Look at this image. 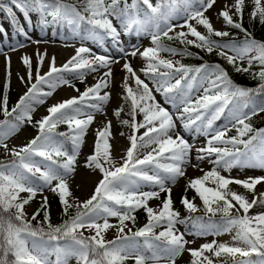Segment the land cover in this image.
Returning <instances> with one entry per match:
<instances>
[{
    "label": "snow or ice",
    "instance_id": "snow-or-ice-1",
    "mask_svg": "<svg viewBox=\"0 0 264 264\" xmlns=\"http://www.w3.org/2000/svg\"><path fill=\"white\" fill-rule=\"evenodd\" d=\"M216 3L217 0H156L155 3L152 0H0V10L9 16H16L15 8L31 23L30 13H36L41 30L49 26L67 27L73 37L82 41L90 40L104 48L110 40L117 53L141 57L145 61L143 74L154 82L155 91L177 110L170 112L157 102L149 84L125 60L122 67L128 75L124 78L123 98L129 104L130 119L120 123L132 129L128 136L130 146L117 162L110 143L111 121L97 130L94 151L85 164L99 170L102 178L88 199L74 204L66 177L75 171L80 147L95 119L94 113L102 112L103 105L110 99L111 93L101 94V90L109 87L111 65L119 60L111 55L92 54L90 48L81 44L61 67L56 66L55 57L51 58L49 70L43 75L37 67L35 82H32L31 59L23 56L28 79H20L29 85L27 91L9 108V79L0 97V114L3 115L0 148L10 157L0 160V264H69L71 259H75L76 264H125L129 259L134 264L149 261L159 264L161 260L176 264V258L185 251L192 257L191 264H213L206 252L215 257L231 256L233 264H264V211L249 215L255 206L264 207V191L257 192L258 186L264 185V175L234 179L218 170L264 171V128H254L250 122L253 116L264 113V41L253 38L243 26L245 0H235L231 6L234 13L227 5L218 13L226 25L243 32L244 39L240 42L213 39L230 36L228 31L215 29L206 15ZM252 3L251 17L258 16L264 23V4L261 0H252ZM197 26H203L206 31H199ZM177 28L181 31H176ZM17 31L25 37L28 35L22 25ZM122 36L150 37L151 46L141 51L139 45H133V50L128 52ZM164 38L177 40L184 47L168 46L163 43ZM188 46L209 54L215 51L237 72H249L258 64L260 70L253 73V77L261 83L257 88L242 87L234 83L219 64L203 63L193 67L161 56L163 52L172 56H198ZM245 60L247 67L240 63ZM38 64H43V56H39ZM98 69L106 71L94 85L86 87L79 96L52 104L47 109L48 115L35 121L38 129L35 137L23 146L9 147L7 141L22 125L33 123L36 105L43 104L60 85L75 88L65 74L71 73L83 81L88 71ZM8 75L10 77V72ZM129 78L134 79L135 90L128 84ZM45 85L50 90H44ZM201 88L203 94L193 95ZM122 111V107L117 108L114 115L119 118ZM138 115L142 119L138 120ZM225 116L236 129V135H227L231 130L228 124L216 127V121ZM177 122L193 139L200 135L206 137V144L197 147L190 143L177 130ZM59 124H66L69 132L58 133ZM61 138L71 142L70 149ZM205 160L214 167L190 179L187 188L194 190L202 201L206 216L193 217L191 214L199 211L195 197L189 199L184 195L180 203L189 216L181 218L168 185L184 176L186 167L199 169ZM145 184L158 190L144 191ZM232 184L252 193L251 201L233 191ZM46 187L58 194L68 217L61 224H52L47 197L30 219L27 216L25 206ZM161 193H165L161 205L149 206V201L160 199ZM72 208L76 212L69 216ZM141 208L147 214V223L136 231L128 229L126 232L128 222L135 224L134 213ZM41 211L43 221L33 224ZM217 213L219 221L212 219ZM110 217L117 218L118 223H110ZM189 222L193 231L188 234L196 237L219 236L235 230L232 239L236 243L229 245L213 239L198 248L187 247L190 241L186 239V232L179 231L176 225ZM161 225L165 227L157 234L154 229ZM111 228L116 229L117 235L106 240L104 233ZM84 229L94 234L85 236Z\"/></svg>",
    "mask_w": 264,
    "mask_h": 264
},
{
    "label": "rangeland",
    "instance_id": "rangeland-1",
    "mask_svg": "<svg viewBox=\"0 0 264 264\" xmlns=\"http://www.w3.org/2000/svg\"><path fill=\"white\" fill-rule=\"evenodd\" d=\"M153 3L156 0H152ZM235 0H217V3L214 5L212 9H210L206 15L210 18L211 23L214 28L217 30L226 31V24L221 17L218 16L220 10H222L225 5L229 6L231 12L234 13V9L231 8L234 5ZM261 3L264 4V0H261ZM254 5L252 0H245L244 13L247 15H251L252 9ZM17 18L20 20V26L24 27V30L27 32V37L20 34L17 29L11 30L9 23L2 18V10H0V28L3 31H0V97H2V86L10 79L9 88L12 89V93L8 94L9 98V108L13 105L14 102H18L20 95L24 94L27 91L28 84L21 81L20 77H24V80L27 81V72L28 68L24 65L22 57L27 55L30 57L32 62V70H33V80L35 82L36 69L39 67L40 74L48 72L49 65L52 57H55V64L57 67H61L67 61L71 59L72 56L75 55V51L78 47L83 44V46L88 47L92 50V54L97 55H111L113 58L118 59V63H114L111 65L112 67V77L110 78L109 87L107 89H102L101 94L104 91H109L111 93L109 101L103 105L102 112L94 113L95 119L93 123L89 126L87 133L84 137V142L80 147L79 155L77 156V163L75 165V171L66 177L67 182L69 184L70 191L72 193V197L70 198L72 203L82 202L88 199L99 180L102 178V174L99 170L90 169L86 166L85 161L87 157L93 153L94 144L96 140L97 130L102 129L108 121H111V137L110 143L112 144V155L114 160L117 162L120 161L121 156H123L126 152V149L130 146V142L128 140V136L131 134L132 129L128 126L127 128H120L117 124L114 111L120 106L122 94H124V78L126 75L125 70H123V63L125 60L131 63L132 67L136 71V74L140 76L142 80L149 84V87L153 90V94L156 97V101L159 102L163 107L167 108L170 112L175 113L177 110L171 104L165 101L162 94L156 92L155 89L151 86L150 81L143 75L141 69L145 67V61L139 57H133L131 55L124 56L121 53H117L115 49L112 47L111 41H106V45L104 48L99 47L98 45L92 43L90 40H81L79 37H73L72 33L68 34H57L53 31L52 26H49L43 30H41L40 26L37 22H35L36 13H30L31 23L24 17L23 13H21L18 9L14 8ZM235 16V15H234ZM182 22V21H180ZM173 23H177V21H173ZM195 25V22H192ZM198 30L204 32L203 26H197ZM176 31H181V29L177 28ZM189 38H192L189 36ZM121 39L125 41V48L128 52H131L133 45H139L141 51L144 47L151 46L150 37H140L139 39L135 37H125L122 36ZM23 45V47H20ZM14 49V50H13ZM231 54V53H229ZM39 56H43V64H38ZM9 58V59H6ZM166 59H171L173 61H178L177 56H162ZM10 60V64H9ZM106 69H98L95 72L88 71L85 75L83 81L76 78L73 74L68 73L65 74V78L69 79L71 85H74L73 88L70 85H60L54 91L53 95L45 98V102L43 104H39L35 106V111L32 113V116L35 120L41 119L43 116L48 115L47 109L52 104L57 102H62L63 100L79 96L81 92L85 90L86 87L94 85L102 76L103 72ZM10 72V77L8 73ZM179 78V77H176ZM130 86L135 83L134 79L129 78L127 81ZM174 82V81H173ZM75 89H79L77 92ZM44 90H50L46 85L44 86ZM203 94L202 88L199 93H193V95ZM87 111V109H86ZM122 117L127 118L126 115L122 114ZM137 119L140 120L142 117L137 116ZM225 124H228L230 131H228L227 135L233 136L236 135V129L231 127V124L228 123V119H226L223 123H220L216 127L222 128ZM141 132L143 129L140 130ZM182 135L185 136L186 139L189 140L190 143H193L197 147L203 146L206 144L207 138L203 135L197 136L195 139L188 133L183 132L181 127L180 130ZM123 133V135H121ZM38 134V130L28 127L26 124L22 125L19 132L13 135L7 143L9 147L13 146H23L28 141H30L33 137ZM223 146V145H219ZM150 150V149H149ZM8 157L4 150L0 148V158ZM40 159V158H37ZM214 159V157H213ZM193 163L195 161L193 160ZM211 163L208 160H205L200 163L199 169L193 168L191 166L186 167L185 175L179 177L174 184L169 183V187L172 188V198L175 203V197L177 191L183 188H187L188 181L192 178L200 177L203 175L205 171H209ZM201 169L203 171H201ZM221 174L226 177H231L234 179H246L250 176L255 177L259 175H264V171L256 169H245V168H233L231 171H226L224 169L220 170ZM55 183V182H54ZM212 186V185H209ZM230 188L233 191H236L239 194L245 195L249 201L253 198V194L247 192L244 188L239 189L233 184L230 185ZM144 191L157 190L155 187L145 184L142 188ZM264 191V185H260L257 188V192ZM51 189L45 188L43 192H38L37 195L30 201L28 205L25 206V211L27 216L30 217L36 210L37 203L42 204L43 198L47 197L48 200V211L50 213V217L57 213L56 204H54L51 200ZM21 196H27L26 193H21ZM182 197V196H181ZM189 199H193L195 197L194 203L197 205L199 211H201V207L203 206L202 201L196 196L194 190L187 196ZM164 197L160 196V199H153L149 201V206L157 208L161 205ZM181 210L182 212H188L183 205ZM238 207V205H237ZM264 211V207L255 206L250 209L249 215H256L259 212ZM235 214V213H234ZM240 214L243 212L241 210ZM135 215V214H134ZM135 224L132 222H128V228L125 229L128 232V229L132 231H136L138 228L143 227L147 223V218L137 219L135 216ZM43 219V216L41 217ZM103 222L102 220L100 221ZM109 222L112 224H117L118 220L115 217H110ZM177 229L181 232H186V239L190 241L187 247L198 248L201 244L205 242L212 241V235L207 237H196L194 235L188 234L190 232L185 231L181 224L176 225ZM84 235L90 236L93 233L91 230L84 229L82 230ZM156 231V228L154 229ZM192 232V231H191ZM235 234V230L230 233H223L219 238L220 242H226L229 245H234L236 242L233 241L232 237ZM117 232L115 228L109 229L106 233H104L106 240H112L116 237ZM194 241V242H192ZM243 246V245H239ZM205 255L209 256L213 260V264H233V257L231 256H221L215 257L212 256L211 253H205ZM237 259L239 257H236ZM54 259V257H53ZM180 260H191L192 257L190 254L185 251L179 257L176 258V264ZM69 264H76L75 259H71ZM151 264V261L148 262ZM159 264H167L166 261L161 260Z\"/></svg>",
    "mask_w": 264,
    "mask_h": 264
},
{
    "label": "trees",
    "instance_id": "trees-1",
    "mask_svg": "<svg viewBox=\"0 0 264 264\" xmlns=\"http://www.w3.org/2000/svg\"><path fill=\"white\" fill-rule=\"evenodd\" d=\"M129 2H131V0H129ZM2 12H3V16L10 22V27L12 29H18V26H20L19 25V21L20 20H18V18L16 16L15 17L9 16L6 11H2ZM234 18H236V17L234 16ZM35 21L38 23V15H37ZM242 23H243L244 28H246L248 30V32L251 33V36L253 38H255L258 41H264V23L260 22L258 16L254 19V18L251 17V15L243 14ZM52 29H53V31L55 29L54 32L57 33V34H68V33H70V31H69V29L67 27L61 28V27H57V26H52ZM205 31L206 30L204 29V32ZM226 31H228L230 33L229 37H224V38L213 37V39H218V40H222V41L235 39L237 42H240V41H242L244 39V33L241 32L239 29H235V28H232V27L226 25ZM163 43H165L166 45L171 46V47H177V48H183L184 47V45H181L179 43V41H177V40L169 41L166 38H164L163 39ZM188 48H189V50L191 52L197 53L198 56L197 55H193V56L175 55V56H177L178 61H180L181 63H183L185 65H189V66L195 67V66H199V65H201L203 63L219 64V65H221V67H223L228 72V74H229L230 78L233 80V82L238 84V85H240V86H242V87L257 88L258 85L261 83V81L258 78H254L253 77V73H256V72H258L260 70V66L258 64H254L249 72H237L232 65H230L223 57H220L219 55H217L215 51L213 53L209 54L206 51H204L202 49L195 48L193 46H188ZM161 56H172V55H170L167 52H163V53H161ZM240 63L244 67H247L246 60L243 61V62H240ZM147 78L151 82L152 86L155 88L154 82L152 80H150L149 77H147ZM131 87H133V89L135 90L136 89L135 83H133ZM1 89H2V92H3L4 85L2 86ZM11 93H12V89L8 88V94H11ZM22 95H20V96H22ZM124 95H125V93L122 95V100H121L120 106L118 107V108L122 107L123 111L121 112V115H120L119 118H117L115 116L117 124L122 129L127 128L128 126L121 124L120 121L123 120V119H130V117L128 116L129 104L124 100V98H123ZM15 104H16V102H14L11 107L15 106ZM122 114H125L127 116V118L122 117ZM140 117H142V116H140ZM0 119H3V115L2 114H0ZM226 119H227V116L222 117L220 120L216 121V126L218 124H220V123H223ZM35 121L36 120L33 118V123L32 124H29V123H25V124L28 127H30V128L38 130L37 127H35ZM250 122L252 123L254 128H257V129L258 128H264V113H259L258 115L253 116ZM56 131L58 133L59 132L67 133V132H69V128H68V126L66 124H59L57 126ZM61 139L64 140L65 146L70 149L71 148V142L69 140H67L66 138H61ZM143 151L144 150H142V152ZM9 158L10 157H3V158H0V160L9 159ZM213 167H214V165L211 163L210 170ZM222 169L223 168H219L218 170L220 171ZM233 185L236 186L239 189H243V187L240 186V185H235V184H233ZM186 189H187V191H185ZM191 192H192V189L185 187L183 189H180L176 193V197H175V203L176 204H174V207H175L176 210H178L180 212L181 218L189 216L188 212H182V210H181L182 209L181 208L182 206L180 205L181 196H183V195H187L188 196ZM160 196L161 197H165V193H161ZM51 200H52V202L54 204H56V208H57V213L55 215H53L52 217H50L51 218V222L54 225L61 224L68 217L65 215V213L63 211V206L60 203L58 194L52 191L51 192ZM36 207H37L36 210L39 209L41 207V204L37 203ZM201 208L202 209H201L200 212L192 213L191 215L193 217H195V216H206L205 211H204V207L202 206ZM36 210H35V212H36ZM75 212H76L75 208L69 209L68 215L69 216L70 215H74ZM134 214L137 217V219H139V220L143 219V218H147V214L144 211V209H142V208L141 209H137ZM42 216H43V211H41L40 215L37 217V220L33 221V224H36L38 221L42 222L43 221V219H41ZM28 218L30 219L31 216L28 217ZM212 219L216 220V221H219L220 220V214L217 213L215 216L212 217ZM181 226H182V228L185 231L187 229V232L193 231L190 222L187 225L186 224H181ZM164 227H165L164 225L156 227L157 229H156L155 232L158 234L160 231H162L164 229ZM212 236H213V239H215L218 242H220V240H219V238L217 236H214V235H212ZM253 258H255V257H253ZM191 262H192L191 260H180L178 262V264H191ZM125 264H134V261L129 259V260H127L125 262Z\"/></svg>",
    "mask_w": 264,
    "mask_h": 264
},
{
    "label": "bare ground",
    "instance_id": "bare-ground-1",
    "mask_svg": "<svg viewBox=\"0 0 264 264\" xmlns=\"http://www.w3.org/2000/svg\"><path fill=\"white\" fill-rule=\"evenodd\" d=\"M181 127H182L181 124H180L179 122H177V130H180ZM221 236H222V235H221ZM221 236H220V237H221Z\"/></svg>",
    "mask_w": 264,
    "mask_h": 264
}]
</instances>
